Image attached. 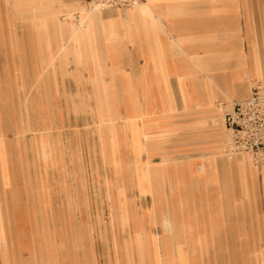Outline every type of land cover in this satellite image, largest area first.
<instances>
[{"label": "rangeland", "instance_id": "1", "mask_svg": "<svg viewBox=\"0 0 264 264\" xmlns=\"http://www.w3.org/2000/svg\"><path fill=\"white\" fill-rule=\"evenodd\" d=\"M31 1L38 6L32 11L47 18L50 36L69 38L58 53L73 43L80 65L83 40L101 13L113 11L102 8L90 16V0L70 5ZM63 17L73 22L69 30L58 21ZM26 25L14 0H0V182H11L0 185V191L9 188L19 213L11 217L8 234L22 244L18 252L50 262L59 258L61 264H181L177 251L184 252L187 264H264V180L258 181V205L251 209L250 223L258 232L249 258L245 245L221 241L224 235L242 234L217 232V226L248 220L224 214L223 187L217 181L201 184L189 175L192 166L196 171L200 165L205 174V162L243 155L264 176V159L227 151L223 121L230 104L216 103L221 116L193 130L203 131L205 143L185 139L194 122L184 118L183 109L129 122L105 98L106 105L95 106L96 119L94 102L86 96L92 89L73 75V58L66 66L43 67L37 38ZM208 62L210 68L216 64L215 59ZM220 126L224 130L215 139ZM163 159L169 163L161 170Z\"/></svg>", "mask_w": 264, "mask_h": 264}, {"label": "crops", "instance_id": "2", "mask_svg": "<svg viewBox=\"0 0 264 264\" xmlns=\"http://www.w3.org/2000/svg\"><path fill=\"white\" fill-rule=\"evenodd\" d=\"M64 1L70 5L77 0ZM148 2L133 11L101 13V18L93 24L92 33L83 40V65H80L73 43L66 52L58 53L69 38L60 33L50 36L47 18L32 11L38 8L35 2L14 0L16 12L27 19L26 26L37 38L43 67H54L57 63L66 66L70 57L73 58L76 64L73 75L79 80L83 77L92 89L86 96L94 102L92 112L96 119L95 106L97 102L100 106L106 105L105 98L118 106L122 121L170 115L183 109L184 118L194 122L188 124L191 134L185 139L205 143L207 137L203 131L200 134L193 130L206 119L221 116L216 103L231 106L246 101L255 84L264 80V0ZM66 21L71 24L72 20L68 17ZM80 22V18H75L76 25ZM209 59L216 60L213 68L208 67ZM220 130L224 128L220 126L214 131L215 139ZM168 163L163 159L161 170ZM205 165V174L200 173V165L196 171L192 166L190 177L201 180V184L214 185L217 181L218 186L223 187L224 214L249 222L217 226L219 233L242 234L224 235L222 243L224 246L241 243L250 250L247 255L252 258L251 249L256 248L253 234L258 231L250 223V217L251 209L258 205V181L264 180L262 169L258 170L254 161L243 155L222 162L207 161ZM7 181L3 178L0 185L11 184ZM5 190L0 191V264H61L59 258H52L50 262L44 256L32 258L18 252L22 244L11 240L8 234L13 229L11 217H19V213L11 202L9 188ZM176 191L175 185L171 187V194L175 195ZM262 227L264 229V225ZM177 254L181 264H187L182 259L186 257L184 252L177 251Z\"/></svg>", "mask_w": 264, "mask_h": 264}, {"label": "built area", "instance_id": "3", "mask_svg": "<svg viewBox=\"0 0 264 264\" xmlns=\"http://www.w3.org/2000/svg\"><path fill=\"white\" fill-rule=\"evenodd\" d=\"M108 10H129L148 0H90ZM224 126L229 134L227 151L251 153L264 159V80L255 84L248 100L233 103L224 116Z\"/></svg>", "mask_w": 264, "mask_h": 264}, {"label": "bare ground", "instance_id": "4", "mask_svg": "<svg viewBox=\"0 0 264 264\" xmlns=\"http://www.w3.org/2000/svg\"><path fill=\"white\" fill-rule=\"evenodd\" d=\"M148 2V1H147ZM149 3V2H148ZM147 3H145V5H146ZM141 5H144V4H141ZM141 5H138V6H141ZM81 9V8H80ZM102 8L100 7V6H98V5H96V4H91V6L90 7H88L87 6V12H86V14L88 13V14H90V16H92L93 14H100L101 13V10ZM103 10V9H102ZM104 10H106V9H104ZM49 15H51V14H49ZM66 19H64V17L62 18V19H59L58 21H59V23L63 26V28H65L66 30L68 29L69 30V28H71V26H72V21H71V24L70 23H68L67 21H65ZM54 21V20H53ZM54 23H56L55 21H54ZM250 97V96H249ZM249 99V98H248ZM218 112L220 113V110H218ZM112 129V128H111ZM249 154V153H248ZM251 155V154H250Z\"/></svg>", "mask_w": 264, "mask_h": 264}]
</instances>
